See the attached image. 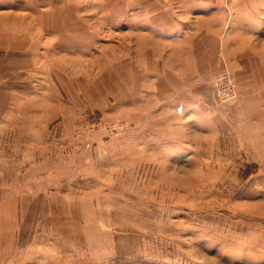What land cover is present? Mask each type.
Wrapping results in <instances>:
<instances>
[{"label":"rangeland","instance_id":"1","mask_svg":"<svg viewBox=\"0 0 264 264\" xmlns=\"http://www.w3.org/2000/svg\"><path fill=\"white\" fill-rule=\"evenodd\" d=\"M263 46L264 0H0V264H264Z\"/></svg>","mask_w":264,"mask_h":264},{"label":"built area","instance_id":"2","mask_svg":"<svg viewBox=\"0 0 264 264\" xmlns=\"http://www.w3.org/2000/svg\"><path fill=\"white\" fill-rule=\"evenodd\" d=\"M215 87L219 98L233 97L236 94L235 84L226 72L218 75Z\"/></svg>","mask_w":264,"mask_h":264},{"label":"bare ground","instance_id":"3","mask_svg":"<svg viewBox=\"0 0 264 264\" xmlns=\"http://www.w3.org/2000/svg\"><path fill=\"white\" fill-rule=\"evenodd\" d=\"M262 45H263V44H262ZM262 48H264V46H263Z\"/></svg>","mask_w":264,"mask_h":264}]
</instances>
